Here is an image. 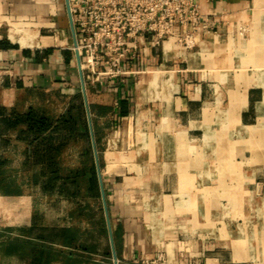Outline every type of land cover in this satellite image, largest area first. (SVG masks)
I'll list each match as a JSON object with an SVG mask.
<instances>
[{
	"label": "crops",
	"instance_id": "crops-1",
	"mask_svg": "<svg viewBox=\"0 0 264 264\" xmlns=\"http://www.w3.org/2000/svg\"><path fill=\"white\" fill-rule=\"evenodd\" d=\"M198 3L190 45L174 36L147 47L121 91L126 115L116 92L86 87L89 108H113L95 116L108 129L101 170L121 264L160 253L166 264H264V0ZM75 41L67 0H0V105L63 112L83 93ZM10 136L0 151L19 143L26 157L28 143ZM26 201L15 218L33 239L16 242V261L88 264L92 251L39 238L44 227L70 224Z\"/></svg>",
	"mask_w": 264,
	"mask_h": 264
},
{
	"label": "trees",
	"instance_id": "trees-1",
	"mask_svg": "<svg viewBox=\"0 0 264 264\" xmlns=\"http://www.w3.org/2000/svg\"><path fill=\"white\" fill-rule=\"evenodd\" d=\"M11 45L10 42H6ZM123 87L116 90L117 113L126 115L130 97L121 95ZM111 106L90 104L92 127L100 152V165H103V157L100 147L103 137V127L99 125L96 114L104 115L111 111ZM16 133L19 140L28 143V151L25 162L34 169L33 180L45 194L79 197L85 189L86 196L92 199L101 198V188L94 155H92V134L89 122L88 110L82 91L76 93L68 102L61 113L50 110L49 106H30L25 111L8 109L0 105V143L8 146L11 143V133ZM82 143L83 150L79 153V164L76 167H67L64 164L63 153L74 143ZM7 159L0 158V163H6ZM105 183V181H104ZM106 193L108 188L105 183ZM87 204L84 207L88 208ZM101 209L103 205L101 204ZM105 216H100L96 222V234L86 236L85 242L79 238L72 227H44L39 233V238L53 242H64L71 246H78L87 251L102 250L103 232L106 231ZM98 232V233H97ZM114 238L117 237V228L113 226ZM89 240V242H87ZM12 246L15 240H11ZM30 243L31 241H26ZM111 256L110 246L103 253ZM96 261H93V264ZM101 264H111L110 261H97ZM91 262L88 261V264Z\"/></svg>",
	"mask_w": 264,
	"mask_h": 264
},
{
	"label": "built area",
	"instance_id": "built-area-1",
	"mask_svg": "<svg viewBox=\"0 0 264 264\" xmlns=\"http://www.w3.org/2000/svg\"><path fill=\"white\" fill-rule=\"evenodd\" d=\"M69 5L72 49L80 54L86 87L114 92L141 71L148 46L159 48L174 36L190 45L201 16L198 0H69ZM145 263L166 261L160 253Z\"/></svg>",
	"mask_w": 264,
	"mask_h": 264
},
{
	"label": "rangeland",
	"instance_id": "rangeland-1",
	"mask_svg": "<svg viewBox=\"0 0 264 264\" xmlns=\"http://www.w3.org/2000/svg\"><path fill=\"white\" fill-rule=\"evenodd\" d=\"M49 108L57 112L56 108H58V104L49 106ZM105 127L107 126L104 125ZM104 128L103 137L108 130H104ZM103 137L100 142L102 151L106 148ZM82 147L83 144L78 142L66 149L63 153V158L64 164L67 167H76L79 164V153L83 150ZM24 150L25 148L21 147L19 143H13L10 148L0 151V158L10 159V162L6 166L0 167V264H19L14 257L16 242H19V240L32 241L33 239V236L27 233V228L17 225L19 219L15 218L17 207L21 209L27 203V198L30 197H33L38 204L37 209L42 208L49 212L51 223H69L70 227L77 232L82 242H85L83 238L86 236L96 234L95 224L100 216L103 217L104 214L107 229L103 232L101 239V243L103 244L102 250H93L92 253H88L87 261L107 260L111 264H114L112 253L110 257L103 254L107 246H110L111 250V240L102 196L99 199L89 198L86 196L85 189L82 190V194L79 197L75 198L45 194L33 180L34 169L30 166H25L22 162L25 158ZM92 155L95 158L94 148H92ZM94 160L96 162V159ZM87 204L90 206L85 208L84 206ZM101 204L103 205V209L100 208ZM23 211L24 214L26 212L29 214L31 206H27L26 209L23 208ZM61 211L68 212L69 218L62 219L58 217L57 213ZM11 240H15L13 241V248L9 246L10 242H12ZM119 264H121L120 260Z\"/></svg>",
	"mask_w": 264,
	"mask_h": 264
},
{
	"label": "water",
	"instance_id": "water-1",
	"mask_svg": "<svg viewBox=\"0 0 264 264\" xmlns=\"http://www.w3.org/2000/svg\"><path fill=\"white\" fill-rule=\"evenodd\" d=\"M67 2H68L69 12H70L69 0H67ZM70 18H71L72 28L74 30V24H73V21H72L71 12H70ZM74 34H75V31H74ZM76 54H77V60H78V63H79V66H80V69H81V72H82L81 58H80V54H79V52L77 50H76ZM82 80H83V93H84L85 104H86V107H87V110H88V115H89V122H90L91 134H92V144H93V148H94V154H95V159H96L97 171H98V175H99L101 194H102V198H103V202H104L106 218H107V221H108V227H109V233H110V240H111V244H112V248H113L114 264H119V259L117 257V253H116V249H115L114 235H113L112 223H111V218H110L109 206H108V202H107L106 188H105V183H104L102 170H101V165H100L99 150L97 148L96 139H95L94 131H93V127H92L91 112H90V108H89V101H88L87 94H86V85H85V82H84L83 72H82Z\"/></svg>",
	"mask_w": 264,
	"mask_h": 264
},
{
	"label": "bare ground",
	"instance_id": "bare-ground-1",
	"mask_svg": "<svg viewBox=\"0 0 264 264\" xmlns=\"http://www.w3.org/2000/svg\"><path fill=\"white\" fill-rule=\"evenodd\" d=\"M24 40V39H23Z\"/></svg>",
	"mask_w": 264,
	"mask_h": 264
}]
</instances>
